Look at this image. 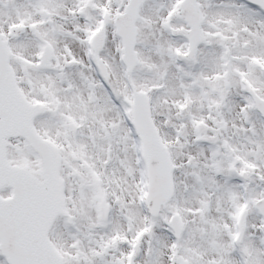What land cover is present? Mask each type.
Listing matches in <instances>:
<instances>
[{"label":"snow or ice","instance_id":"obj_1","mask_svg":"<svg viewBox=\"0 0 264 264\" xmlns=\"http://www.w3.org/2000/svg\"><path fill=\"white\" fill-rule=\"evenodd\" d=\"M0 264H264V0H0Z\"/></svg>","mask_w":264,"mask_h":264}]
</instances>
